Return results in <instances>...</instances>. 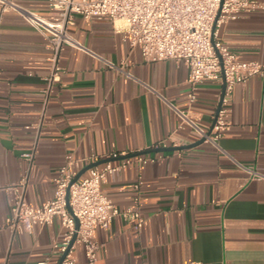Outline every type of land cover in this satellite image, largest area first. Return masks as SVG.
Instances as JSON below:
<instances>
[{
  "label": "crops",
  "instance_id": "0c3cea01",
  "mask_svg": "<svg viewBox=\"0 0 264 264\" xmlns=\"http://www.w3.org/2000/svg\"><path fill=\"white\" fill-rule=\"evenodd\" d=\"M18 1L51 13L47 0ZM256 1L260 8L223 25L220 36L240 58L264 63V0ZM67 31L85 50L64 46L57 57L60 78L49 86L54 62L47 39L14 12L3 18L0 222L13 203L3 188L24 179L25 200L43 204L68 154L84 159L73 169L77 180L112 152L120 154L113 162L143 155L155 160L132 161L102 184L117 208L138 209L144 222L138 229L115 216L107 228L96 227L94 237L103 243L98 264H264V178L231 159L264 176V78L255 75L233 88L222 151L197 143L201 138L190 129L177 133L178 146H166L184 148L156 151L179 123L171 105L188 106V66L173 59L145 62L121 20L75 14ZM222 89L221 81L211 80L196 88L190 108L206 130ZM26 152L31 159L22 157ZM61 235L57 217L30 232L4 230L0 264H58L54 245ZM74 256V264H84L80 246Z\"/></svg>",
  "mask_w": 264,
  "mask_h": 264
},
{
  "label": "built area",
  "instance_id": "2783aa9c",
  "mask_svg": "<svg viewBox=\"0 0 264 264\" xmlns=\"http://www.w3.org/2000/svg\"><path fill=\"white\" fill-rule=\"evenodd\" d=\"M47 7L50 15H41L22 6L18 0H0V32L5 14L14 12L47 39L54 62L47 78L49 86L60 78L57 57L61 49L72 46L85 50L67 31L75 14L84 18L121 20L130 46L139 49L145 62L173 59L188 66V106L180 109L171 105L179 123L156 147L178 146L177 133L190 129L203 141L221 150L219 139L229 126L228 103L233 88L245 84L255 75L264 78V63L240 58L224 44L220 36L223 25L236 20L242 13L260 8L261 4L256 0H47ZM126 75L132 77L129 72ZM205 80L221 81L224 85L220 109L209 130L197 123L190 108L197 98L198 84ZM119 155L116 152L108 154L100 168L91 167L80 180H74L73 169L84 159L66 155L53 178L52 197L39 206L25 200L24 179L5 186L3 190L13 196V203L0 222V233L4 230L11 234L30 232L33 226L50 223L57 217L62 235L54 245V252L60 258L63 256L60 264H74V251L78 246L82 248L84 264H98V252L103 243L94 237L96 227L107 228L115 216L134 221L138 229L144 222L138 209L117 208L103 192L102 184L108 175L126 168L132 161L145 164L155 159L137 155L113 162ZM22 157L31 159L32 152H26ZM231 159L252 177L264 178L255 170ZM134 188L138 189L139 183Z\"/></svg>",
  "mask_w": 264,
  "mask_h": 264
},
{
  "label": "water",
  "instance_id": "95a60500",
  "mask_svg": "<svg viewBox=\"0 0 264 264\" xmlns=\"http://www.w3.org/2000/svg\"><path fill=\"white\" fill-rule=\"evenodd\" d=\"M223 91H224V85H223V89H222V92H221V95H220V98H219V104H218V107H217L216 114H217L218 110L220 109L221 99H222V96H223ZM202 141H203V139L199 140L197 143H201ZM194 145H195V144H194ZM184 147H185V146H183V147H162V148H158L156 151L179 150V149H182V148H184ZM93 165H94V164H93ZM93 165H90V166L85 167V168L81 171V173L84 172L85 170L89 169V168L92 167ZM79 176H80V174H78L77 176H75V177H74V180H77ZM62 258H63V256L60 258L58 264H60Z\"/></svg>",
  "mask_w": 264,
  "mask_h": 264
}]
</instances>
